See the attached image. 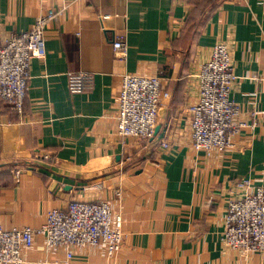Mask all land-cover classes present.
I'll use <instances>...</instances> for the list:
<instances>
[{
    "label": "crops",
    "instance_id": "1",
    "mask_svg": "<svg viewBox=\"0 0 264 264\" xmlns=\"http://www.w3.org/2000/svg\"><path fill=\"white\" fill-rule=\"evenodd\" d=\"M62 6L46 25L44 56L32 59L21 111L0 98V223L36 227L70 198L103 199L125 237L115 256L100 245L66 258L35 236L23 264H264V252L222 241L235 179L264 184V0H0V42ZM221 40L231 47L239 118L256 111L258 121L235 149L208 157L191 145L186 106L197 96L194 72ZM72 71L91 73L90 88L70 92ZM125 72L167 80L151 140L117 134Z\"/></svg>",
    "mask_w": 264,
    "mask_h": 264
},
{
    "label": "built area",
    "instance_id": "2",
    "mask_svg": "<svg viewBox=\"0 0 264 264\" xmlns=\"http://www.w3.org/2000/svg\"><path fill=\"white\" fill-rule=\"evenodd\" d=\"M63 7L36 15L28 29L13 31L0 42V98L10 109L21 111L32 59L44 56L46 25ZM112 43L117 55L126 53L122 35H116ZM194 78L196 100L186 106L191 145L208 157L235 149L240 131L253 127L258 120L256 111L250 113L249 120L239 118L241 109L230 97L237 80L230 45L223 40L214 43ZM91 84L89 72L72 71L68 75L70 92L84 91ZM170 95L167 80L159 73H123L113 116L117 134L122 139H153L161 102ZM169 144V140L161 139L157 146L167 148ZM233 186L237 193L227 201L222 241L247 254L264 252V184L255 185L241 176ZM35 236L43 239L46 249L61 250L71 258L73 248L100 245L109 256H115L122 250L125 234L121 215L112 214L106 200L70 198L65 205L49 209L39 226L7 228L0 223V264H23Z\"/></svg>",
    "mask_w": 264,
    "mask_h": 264
},
{
    "label": "water",
    "instance_id": "3",
    "mask_svg": "<svg viewBox=\"0 0 264 264\" xmlns=\"http://www.w3.org/2000/svg\"><path fill=\"white\" fill-rule=\"evenodd\" d=\"M158 129V127L155 128V131Z\"/></svg>",
    "mask_w": 264,
    "mask_h": 264
}]
</instances>
